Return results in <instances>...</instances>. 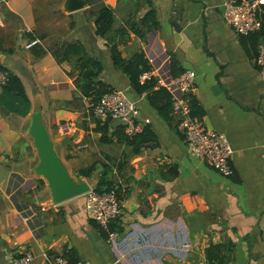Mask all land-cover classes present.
Instances as JSON below:
<instances>
[{"label":"crops","instance_id":"obj_1","mask_svg":"<svg viewBox=\"0 0 264 264\" xmlns=\"http://www.w3.org/2000/svg\"><path fill=\"white\" fill-rule=\"evenodd\" d=\"M99 1L113 13L103 39L94 35L87 3L66 13L64 0L0 1V68L19 80L26 97L23 102L0 92V264L24 252L31 254L30 264H49L56 256L68 263L212 264L206 250L216 245L232 246L225 264H264V75L254 65L255 51L247 52L223 23L221 0ZM149 8L158 28L140 40L130 26ZM121 28L124 39L117 36ZM30 37L45 51L60 42L80 43L101 64L98 79L135 104L136 120L150 127L155 146L133 155L114 139L99 143L91 131L95 120L85 114V100L65 75L72 65L56 63L47 52L33 57L32 48L24 49ZM111 42L123 59L142 52L163 84L174 78L170 59L194 73L192 98L203 113L204 128L224 134L232 149L230 177L191 157L176 119L162 120L144 94L131 91L111 64ZM35 102L72 178L92 188L105 167L107 180L127 190L112 241L85 217L82 196L52 205L45 182L33 174L36 154L27 129ZM62 122L73 125L69 134L57 129ZM118 125L108 123L110 130ZM118 164H123L119 172ZM90 165L89 178L76 175Z\"/></svg>","mask_w":264,"mask_h":264},{"label":"trees","instance_id":"obj_2","mask_svg":"<svg viewBox=\"0 0 264 264\" xmlns=\"http://www.w3.org/2000/svg\"><path fill=\"white\" fill-rule=\"evenodd\" d=\"M85 1L87 6L91 9V15L94 18V35L101 39L105 38L112 27V11L101 4L99 0ZM138 1L149 4L148 0ZM157 28L158 24L156 21V13L152 8H149V10L141 16L137 24H131L130 31L135 38L142 40L146 33L156 30ZM117 36L121 39L125 38V32L122 28L118 31ZM29 39L31 40L32 38L30 37ZM238 41L244 49H247V52L249 50L256 52L257 44L264 41V8L261 19V29L257 33L247 37H239ZM108 48L113 68L126 78L131 91L135 95L144 94V98L148 106L155 110L162 120H170L171 107L168 93L163 88H155L156 78L154 76H150L142 82H139L138 80L142 73L149 72L150 70L143 53L136 51L128 59H123L120 56L114 42L109 43ZM46 52L49 53L56 63H69L72 65V71L65 73V75L71 79L75 92L80 99L94 103L97 102L103 95L113 91L109 85L102 83L98 79L102 71L101 64L94 58L88 56L80 43L60 42L47 51L36 46L31 49V54L35 58L41 57ZM169 69L172 77L178 76L183 71L173 59L169 60ZM0 70L3 71L1 68ZM7 75L8 80L2 91L21 99L23 102H26L25 93L19 80L12 74L7 73ZM189 104L191 115L201 118L203 113L196 106L192 97L189 100ZM109 121L110 120L99 122L95 120L94 122V128L91 131L98 134L99 143H111L112 139H114V142L129 148L131 154L133 155L139 154L143 149L155 146V135L148 125L142 126L140 132L134 134L133 136H126L123 132V126L121 125H118L110 130L108 127ZM122 165L123 164H118L116 166L117 172L122 169ZM104 168L101 172L97 173L96 184H94L92 189L95 192L112 190L114 191L117 199L121 202L126 196L127 190L122 189L120 185L108 181L106 178L108 170H105ZM93 173V165L76 171V175L82 178H89L93 175ZM109 231L119 232V228L116 226V223L109 226ZM102 235L105 236V233L102 232ZM231 248V245L227 247L221 245L209 246L206 250L207 262L212 264H225L227 259L225 253L230 252ZM69 263H75V261H69Z\"/></svg>","mask_w":264,"mask_h":264},{"label":"built area","instance_id":"obj_3","mask_svg":"<svg viewBox=\"0 0 264 264\" xmlns=\"http://www.w3.org/2000/svg\"><path fill=\"white\" fill-rule=\"evenodd\" d=\"M1 1V0H0ZM220 13L223 23L237 37H247L261 29L264 0H221ZM38 45V40H28L24 45L25 50ZM254 65L260 76L264 75V41L256 46ZM153 76L151 72L142 73L139 82ZM194 73L183 70L174 77L169 84H163L156 78L155 88H163L169 95L171 115L176 119V127L181 142L187 153L205 164L222 177L232 175L230 158L232 149L224 134L208 131L200 118L191 115L189 100L195 92ZM7 72L0 70V92L7 83ZM85 114L94 120L117 121L123 126L126 136H133L140 132L143 125L137 122L135 104L129 101L123 92L113 90L103 95L97 102L85 101ZM57 129L62 134H69L73 129L70 122H62ZM83 212L85 217L92 222L101 232L106 233L108 240L115 237L109 231V226L116 223L121 212V203L114 191L95 192L92 188L82 195ZM31 254L22 253L11 259L10 264H30ZM49 264H88L86 262L68 263L61 257H54Z\"/></svg>","mask_w":264,"mask_h":264},{"label":"water","instance_id":"obj_4","mask_svg":"<svg viewBox=\"0 0 264 264\" xmlns=\"http://www.w3.org/2000/svg\"><path fill=\"white\" fill-rule=\"evenodd\" d=\"M85 6V0H64L61 8L63 12L70 13ZM169 25L174 31L179 32L180 28L175 21L170 20ZM27 136L31 139L36 154V164L32 172L45 182L50 204L58 205L89 191V184L80 178H72L58 158L42 123L38 102L33 104L29 116Z\"/></svg>","mask_w":264,"mask_h":264},{"label":"rangeland","instance_id":"obj_5","mask_svg":"<svg viewBox=\"0 0 264 264\" xmlns=\"http://www.w3.org/2000/svg\"><path fill=\"white\" fill-rule=\"evenodd\" d=\"M91 119V118H90Z\"/></svg>","mask_w":264,"mask_h":264}]
</instances>
